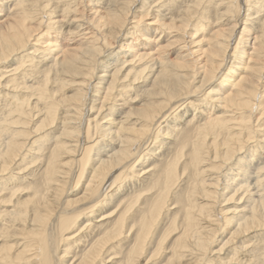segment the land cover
<instances>
[{
  "label": "bare ground",
  "instance_id": "6f19581e",
  "mask_svg": "<svg viewBox=\"0 0 264 264\" xmlns=\"http://www.w3.org/2000/svg\"><path fill=\"white\" fill-rule=\"evenodd\" d=\"M0 264H264V0H0Z\"/></svg>",
  "mask_w": 264,
  "mask_h": 264
},
{
  "label": "rangeland",
  "instance_id": "374dc122",
  "mask_svg": "<svg viewBox=\"0 0 264 264\" xmlns=\"http://www.w3.org/2000/svg\"><path fill=\"white\" fill-rule=\"evenodd\" d=\"M45 16V15H44ZM71 93H72V91H71Z\"/></svg>",
  "mask_w": 264,
  "mask_h": 264
}]
</instances>
